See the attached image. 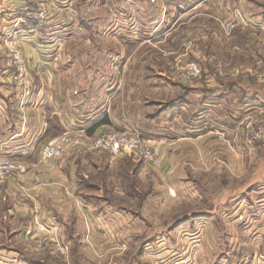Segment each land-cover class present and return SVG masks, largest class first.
I'll use <instances>...</instances> for the list:
<instances>
[{"label":"crops","instance_id":"obj_1","mask_svg":"<svg viewBox=\"0 0 264 264\" xmlns=\"http://www.w3.org/2000/svg\"><path fill=\"white\" fill-rule=\"evenodd\" d=\"M39 1L0 2V98L3 99L0 101V153L28 167L26 174L0 182V264H41L45 262V255L62 264H74L73 253L69 252V255L58 259L52 254L51 249L56 248L54 243L48 246L40 244L42 234L35 228L38 222L55 223L58 239L66 243L69 249H103L106 253L108 249L135 247L132 237H139L132 236L138 219L137 188L134 192L127 191L122 182L126 175H147L144 164L139 170L137 161L128 156L113 159L106 153L84 149L68 152L57 160L43 161V146L72 126L87 125L91 127L92 134L113 129L127 130L156 140L161 143L163 156V163L156 167H161L165 175L170 174L169 162L176 156L180 157L185 143L198 140L212 142V138L219 133L227 135L217 130V118L211 116L217 104L218 88H212L217 74L207 73L206 69L193 81H185L177 73L181 83L189 86L191 91L172 102L163 98L159 103L168 107L164 111H155L154 107H150L151 103H147L150 111L137 116L130 113L124 102L125 93L122 91L127 86L126 80L133 85L127 100L133 101L135 84L146 86L151 79L150 82L156 84L155 79L159 78L161 80L156 82L165 83L164 73L154 72V75H150L146 72L143 76L142 72L131 71L120 74L122 87L114 80H106L98 89L105 88L101 91L97 89L96 94L101 93L98 97L91 93L93 83H85L78 89L71 82H75L76 73L70 68L63 69V65L59 64L63 58L68 61L67 58L72 56L63 57L62 48L54 55L48 53L57 50V46L64 42L47 37L49 28L56 26L52 24L56 23L58 17L48 25H23L22 30L19 28L17 31L19 37L22 34L23 50L34 82L31 94L24 103H20L12 88L13 68L5 45L11 29L7 17L24 3ZM51 1L55 4L57 16L61 15L62 9L56 6L55 0ZM135 1L139 2V11L149 12V8L157 7L158 11L174 18L173 28L162 40H170L171 37H167L169 34L183 35L178 40L185 50L176 59L184 57L189 60L187 57L193 53L199 62H214L216 55L211 45L205 46L206 41L200 39L210 36L212 41L217 42V39L221 40L218 34L221 31L228 35L226 42L230 52L227 55L234 56L235 67L228 70L215 64L216 70H223L232 77H257L264 69V0H156V6L151 0ZM237 10L249 24L239 23L234 31L228 33L222 23L235 19ZM190 14L194 19L199 17L192 25L189 24ZM202 16L212 19L206 23ZM203 31H207V35L200 34ZM171 41H175V38ZM134 44L136 48L130 54L131 60L139 43ZM237 56L248 61L250 58L252 64H236ZM118 58L124 59V56L121 54ZM138 73L142 80L137 79ZM115 87L117 97L110 100ZM105 89L109 95L102 96ZM134 103L139 105L138 100ZM190 112L195 119H186L185 115ZM166 185L169 188L168 180ZM147 205L148 202L144 209ZM252 212H255L254 217H251V208L243 213L248 222H252L246 229L250 236L247 246L254 244V249H225L222 252L197 249L199 264H264V199L259 200L256 211L252 208ZM29 253L39 257V260H33Z\"/></svg>","mask_w":264,"mask_h":264},{"label":"rangeland","instance_id":"obj_2","mask_svg":"<svg viewBox=\"0 0 264 264\" xmlns=\"http://www.w3.org/2000/svg\"><path fill=\"white\" fill-rule=\"evenodd\" d=\"M55 2L62 13L52 24L56 26L49 28L47 37L64 42L57 46V50L48 53L54 55L62 48L63 57L72 56L67 58L68 61L63 58L59 64L63 65V69L70 68L76 73L75 82H71L78 89L85 83H93L91 93L98 97L101 93L96 94L97 89L106 80H114L121 86L120 74L137 71L144 76L146 72L150 75L162 72L166 75L165 83L156 82L161 80L159 78L155 79L156 84L150 82L153 79L146 86L135 84L133 101L127 100L133 87L128 84L129 81L126 80L127 86L122 92L125 93L124 102L134 116L150 111L147 103H151L150 107H154L155 111H164L168 107L159 103L163 98L172 102L191 91L177 76L180 65L196 62L207 73L217 74L212 85V88H218L217 104L211 116L217 118V130L227 134L219 133L211 139L212 142L198 140L185 143L182 156L168 159L169 175L162 174L161 167L150 166L128 156L138 162L139 170L144 164L147 174L138 173L136 177L126 175L122 182L127 191L137 188L138 219L132 236L139 235L140 238L132 237L135 247L108 249L107 254L103 249H69L66 255L73 253L74 264H199L197 249L221 252L225 249H254V244L247 246L250 236L246 229L252 222H248L243 212L251 208V217H254L252 208L256 211L257 203L264 199V140L250 146L246 141V129L251 117L256 127L257 124L264 125V84L258 77H232L223 70H216L218 65L228 70L235 67L234 56L227 55L230 52L226 42L228 35L218 31L221 40L215 42L210 36H205L207 31L200 32L205 36L200 41H206L207 47L211 45L216 55L215 63L209 60L199 62L193 53L187 57L189 60L184 57L176 59L185 50L178 40L183 35L169 34L167 37H171L170 40H162L175 21L167 13L158 11L157 7L149 8V12L139 11V2L135 0ZM239 13L237 10L235 15ZM189 17L191 25L199 19L192 18L191 14ZM202 17L206 23L212 19ZM173 38L175 41H171ZM134 43L142 45L138 44L131 60L130 54L136 48ZM121 54L124 59L118 58ZM237 57L236 64H252L250 58L248 61ZM137 75L138 80L143 79L139 73ZM116 87L110 100L117 97ZM233 88L234 91H231ZM106 89L102 96L109 95ZM135 100L139 101V105L134 103ZM191 114L185 115L186 119H195ZM146 202L148 205L144 209ZM29 254L33 260H39L36 255ZM43 259L45 262L41 264H62L46 255Z\"/></svg>","mask_w":264,"mask_h":264},{"label":"built area","instance_id":"obj_3","mask_svg":"<svg viewBox=\"0 0 264 264\" xmlns=\"http://www.w3.org/2000/svg\"><path fill=\"white\" fill-rule=\"evenodd\" d=\"M155 2L156 0H151ZM8 20L11 22V29L5 40L12 72V88L15 91L20 103H24L33 89V79L29 73L28 62L23 50V39L18 34V29L23 25H48L52 23L57 14L55 4L51 0H41L36 3H24L19 9L11 11ZM239 23L249 24V21L241 14H237L233 20H225L222 25L227 32H231ZM180 65L178 73L185 81H193L199 78L203 69L199 63L187 62ZM260 83L264 84V71L257 76ZM91 127L87 125H75L48 141L42 149V160L50 161L62 158L66 153L80 150H96L106 153L113 159H121L132 156L150 166H159L163 163V156L160 148L161 143L151 140L143 135L127 130L113 129L106 132L92 134ZM246 141L248 144H256L264 140V125H254V118L251 117L247 126ZM27 165L4 154L0 153V182L9 178H15L19 174H26ZM173 192V191H172ZM36 230L42 236L39 239L41 245L48 246L50 243L56 245L52 254L56 258H62L68 253L69 246L61 242L56 234L55 223H36Z\"/></svg>","mask_w":264,"mask_h":264},{"label":"trees","instance_id":"obj_4","mask_svg":"<svg viewBox=\"0 0 264 264\" xmlns=\"http://www.w3.org/2000/svg\"><path fill=\"white\" fill-rule=\"evenodd\" d=\"M106 121V120H105ZM104 121V122H105ZM92 131V129L90 130V132ZM141 163V162H140ZM133 165H134V163H133ZM136 166H138V162H137V164H136ZM125 179V178H124ZM132 192H134V189L132 190Z\"/></svg>","mask_w":264,"mask_h":264},{"label":"water","instance_id":"obj_5","mask_svg":"<svg viewBox=\"0 0 264 264\" xmlns=\"http://www.w3.org/2000/svg\"><path fill=\"white\" fill-rule=\"evenodd\" d=\"M263 95H264V92H263Z\"/></svg>","mask_w":264,"mask_h":264}]
</instances>
